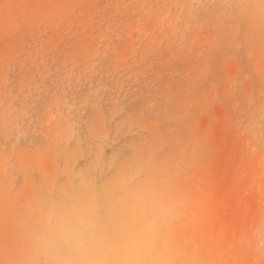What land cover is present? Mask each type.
Segmentation results:
<instances>
[{"label": "rangeland", "instance_id": "1", "mask_svg": "<svg viewBox=\"0 0 264 264\" xmlns=\"http://www.w3.org/2000/svg\"><path fill=\"white\" fill-rule=\"evenodd\" d=\"M93 169L116 234L147 196L175 264H264V0H0V264Z\"/></svg>", "mask_w": 264, "mask_h": 264}, {"label": "clouds", "instance_id": "2", "mask_svg": "<svg viewBox=\"0 0 264 264\" xmlns=\"http://www.w3.org/2000/svg\"><path fill=\"white\" fill-rule=\"evenodd\" d=\"M119 186L148 193L143 166L131 167ZM113 199V186L94 169L50 189L36 222L29 264H175L162 201L146 196L148 210L116 234Z\"/></svg>", "mask_w": 264, "mask_h": 264}]
</instances>
